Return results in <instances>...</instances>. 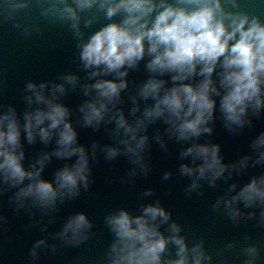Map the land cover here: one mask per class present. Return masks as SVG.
<instances>
[{
	"label": "clouds",
	"instance_id": "1",
	"mask_svg": "<svg viewBox=\"0 0 264 264\" xmlns=\"http://www.w3.org/2000/svg\"><path fill=\"white\" fill-rule=\"evenodd\" d=\"M46 4L42 14L70 22L77 36L79 11L97 4L111 20L120 15L119 23H109L78 45L79 58L85 69H93L91 85H85V95H95L80 107L85 127L99 128L102 123L115 122V135L134 164H141V153L148 144L149 124L159 120L169 125L168 132L177 141L191 142L181 152V159L191 158V165L181 164L180 171L193 177L191 189L200 187L199 181L212 184L230 169L239 170L264 165V132L252 141L255 157L246 155L238 164L226 165L220 155V145L196 142L202 135L211 134L210 126L219 110L225 126L232 132L251 125L250 114L259 117L264 112V22L259 16L226 11L224 4L239 7L237 0H42ZM264 4V0H259ZM14 9H26L29 0H17ZM91 24V20L87 22ZM149 57L146 64L151 74L132 97L133 116L140 111L138 99L154 103L147 105L140 117L129 122L122 109L121 93L128 88V69L136 68ZM114 75L115 79H105ZM168 76L169 80L160 77ZM75 85L77 78H64ZM26 97L29 110L21 119L9 106L0 112V183L16 188L14 201L21 207L26 202L41 209H54L58 201L73 198L80 187L89 186L90 159L86 148L79 144L78 133L70 121V111L58 102L66 91L63 84L29 82ZM46 92H50L46 94ZM218 98V99H217ZM116 109V110H114ZM22 137L28 143L36 138L48 144L55 139V150L43 153L30 168H25ZM159 139V137H157ZM108 159L120 155L118 147H106ZM55 156L74 163L56 171L54 179L43 172ZM95 157V145L92 152ZM170 173L165 174L168 179ZM239 190L237 191V188ZM235 193L232 195L231 193ZM150 193H146L148 195ZM233 219L241 215L235 205L246 208L264 206V175L254 176L239 186L232 184L226 197L217 201ZM142 214L133 215L119 209L106 218L113 235L109 264H163L162 254L168 245L177 247V259L167 264H206L211 260L201 243L188 248L180 228L173 223L172 233L165 237L160 225L167 223L170 214L159 204L143 206ZM250 215H254L250 214ZM264 218V211L261 212ZM93 225L84 213L71 216L64 224L60 237L68 243L89 239ZM45 240L36 241L31 255L38 259L37 249ZM231 247V245H229ZM55 249H53L54 251ZM246 264H255L257 249H246Z\"/></svg>",
	"mask_w": 264,
	"mask_h": 264
},
{
	"label": "water",
	"instance_id": "2",
	"mask_svg": "<svg viewBox=\"0 0 264 264\" xmlns=\"http://www.w3.org/2000/svg\"><path fill=\"white\" fill-rule=\"evenodd\" d=\"M16 2L0 0V16H3L0 21V112L1 100L7 97L11 106L18 103L16 112L22 122L24 112L29 110L26 100L30 95L26 90L29 82L40 84L39 76L44 75L49 89L53 83L63 84L66 91L59 96L58 102L69 109V119L78 133L79 144L89 153L90 174L87 189L81 185L79 195L58 201L51 210L34 207L30 201L21 207L13 199L18 189L0 183V264H109L113 235L106 224L107 216L119 209L140 215L142 207L149 204H159L170 214L169 221L161 224L159 231L168 237L172 234L171 225H178L179 235L184 237L189 249L196 243L202 244L211 257L206 264H246V249L249 247L257 249L255 264H264V254H261L264 253V218L261 217L264 206L246 208L240 202L234 206L241 212L236 219L228 214L222 202L219 207L216 206L217 201L227 196L232 184L242 187L252 177L264 175V165L252 167L249 161L248 168L230 169L231 174L225 172L215 184L208 179L201 180L200 187L192 190L193 177L180 171L181 164L192 166L190 157L181 159V152L191 146V142L177 141L170 135L169 125L163 120L149 124L146 132L142 133L148 136V144L141 153L143 166L134 164L119 143L122 135H115V122H104L98 129L85 127L80 112V107L95 95L94 90L92 95H85L84 86L93 84L95 79L90 78L94 82H88L93 69L83 67L78 45L106 24L119 23L122 16L109 20L99 4L91 9L78 10L82 35L77 36L70 22L42 14L46 7L42 0H29L26 9H14L12 5ZM169 2L174 3L175 0ZM237 3V8L225 3V10L250 17L259 16L264 22V4H260L259 0H237ZM16 17H23L28 22L23 25ZM89 20L91 24L87 23ZM148 59L146 56L136 68L128 69V88L122 91L121 102L116 105V109L124 111L129 122H134L147 105L154 103L151 99H138L140 111L135 116L131 113L135 106L132 97L151 75L146 68ZM67 76L77 78L75 85L64 79ZM160 78L170 80L168 76ZM105 79L115 77L108 75ZM46 94L50 95V92ZM215 117L210 125L213 130L231 132L229 152L224 150V133H220L217 140L212 133L204 134L196 142L219 144L220 155L226 165L238 164L246 155L255 157L251 143L261 131L264 132V112L259 117L250 115L251 125L235 132L225 126L218 109ZM254 122L259 129L249 128ZM36 140L30 144L26 137H22L25 168H30L43 153L55 150V139L48 144H44L39 137ZM106 147H118L121 153L108 159ZM75 159L73 157L68 161L53 156L43 177L53 180L56 171L65 164L74 163ZM166 173H170L168 179H165ZM78 213L86 214L93 227L88 240L78 244L68 243L60 237V233L67 220ZM41 239L45 240V245L37 249L36 259L31 253L36 241ZM176 251V245L170 243L162 254L163 264L177 259Z\"/></svg>",
	"mask_w": 264,
	"mask_h": 264
}]
</instances>
